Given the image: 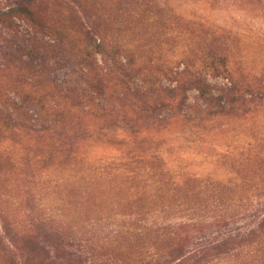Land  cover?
<instances>
[{"label": "rangeland", "instance_id": "374dc122", "mask_svg": "<svg viewBox=\"0 0 264 264\" xmlns=\"http://www.w3.org/2000/svg\"><path fill=\"white\" fill-rule=\"evenodd\" d=\"M18 2L37 17L0 22V250L16 264H264V0H0V12ZM98 45L122 51L94 55L99 83L84 65ZM215 51L230 75L201 70ZM187 65L214 106L176 90ZM19 109L36 131L16 125ZM248 154L263 184L246 205ZM219 202L226 211L205 212ZM181 206L204 217L147 234L151 250L135 237L113 245L121 216L137 226L142 212ZM68 218L80 232L61 227ZM231 249L240 259H224Z\"/></svg>", "mask_w": 264, "mask_h": 264}, {"label": "trees", "instance_id": "16d2710c", "mask_svg": "<svg viewBox=\"0 0 264 264\" xmlns=\"http://www.w3.org/2000/svg\"><path fill=\"white\" fill-rule=\"evenodd\" d=\"M19 17L20 19H24L29 21L30 23L35 25L36 21V13L30 8L29 4L18 2L16 4V7L12 8L8 12H0V22L5 23L6 18L10 15ZM93 50L89 51L86 53V58H84V65L85 68L88 70L89 74L92 76V80L94 82L100 81L101 74L97 71L98 64L96 63V60H94V55L100 54L104 55L105 57L111 59L112 61L116 62L120 57V51H118L115 48L108 49L104 48L102 45H98L96 48H92ZM128 51V50H127ZM124 52V51H123ZM208 61L203 64L201 70H205V73L212 76V77H220V76H228L231 73V68H230V60H228V57L223 54V52H210L208 56ZM120 61V60H119ZM122 64V63H121ZM134 62L131 60L130 62L128 61V64H123L124 68H126L128 71H130L132 65ZM187 70L186 72L188 73V79L186 83L180 84L179 89L177 87L176 90H179L180 92L183 91V93H188L189 91L196 90L199 93L200 98L203 100V102L206 105L214 106L216 102L218 101L217 98L215 97V94L213 92L212 86L207 82V80L198 72V68L193 65V70L192 68L187 65ZM160 71V70H159ZM163 75L165 78L171 79V71H168V68L166 71H163ZM147 79L146 81L148 84L151 83V85L154 87V89L158 92H161L162 90V84L159 79ZM99 83V82H98ZM97 84V83H96ZM63 91L65 93H69L70 90L68 87H63ZM101 95L104 97L107 96L106 92L104 91V88L101 89ZM183 101L181 104L185 105L184 100H186V97L182 99ZM108 105L107 103L105 104V108H107ZM20 112L17 111V116L18 120L16 121V125L19 126V128L23 131L27 130H32L36 131V129H32L30 126H26L24 124V116L25 114L22 112L21 109H19ZM60 121L58 118L54 119L52 124L50 126H45V130L47 132L53 131L55 134H58L57 132L59 129H61L60 126ZM59 123V124H58ZM15 130L19 132L16 128ZM241 170L240 175L243 173V179L245 180V183H243V186L246 188L244 190V199L243 201L245 202L246 205L250 203L251 197H253V190L252 188H255L259 185L263 184V181L261 179L257 178V175L254 173L253 169L251 168V158L250 155L248 154L247 157L244 158L243 164H241ZM57 183H60L59 181ZM156 184H159V182H156ZM180 190V188H177ZM184 206H181L178 211L174 208L172 211L171 209L166 211L163 210L162 214H157L154 211L150 212H142L140 216L143 218L140 220L142 224H137V226H133V224H125L127 223L128 218H132V214H128L127 216H121L118 219V225L117 223H113L110 225L117 226L116 230H113L112 232V239H113V245H115L117 242V238L120 237L119 241L122 240V238L127 239L124 240V242H128L129 240L133 239V237L136 238L134 241H142L145 244V247L148 250H151L155 247L156 242L154 244H151L146 239L147 234H152L154 238L158 241L160 238H167L169 235L171 236H176L179 234V230L183 229L184 227H188L191 224L195 223L197 220H199L201 217L195 214V209L194 208H185L181 210ZM214 207V210L211 209ZM223 207V208H222ZM179 208V207H178ZM205 212L208 210H212L211 213H223L226 211V207L222 202H219V204L216 205H208L207 207L204 208ZM105 212H102L101 215H103ZM166 213V215H165ZM165 215V216H164ZM62 222H63V227H68V228H74L77 230L75 232H80L79 226L77 223H75L74 220H71L68 218L67 220L61 221V227H62ZM133 226V227H132ZM5 230V229H4ZM5 233L7 234V231L5 230ZM8 235V234H7ZM123 241V240H122ZM229 243H223V247H227ZM235 249H231L229 251L223 252L226 255V258L228 261H233L235 257L240 259L242 252H233ZM0 253L7 257L8 260L10 261L9 264H16L17 259H15V255L10 252L7 248L4 247L3 250H0ZM11 254V256H10ZM33 259V258H32ZM30 260V259H28ZM263 262V261H262Z\"/></svg>", "mask_w": 264, "mask_h": 264}]
</instances>
